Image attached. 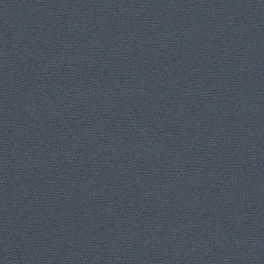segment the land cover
Segmentation results:
<instances>
[{"label":"water","instance_id":"obj_1","mask_svg":"<svg viewBox=\"0 0 264 264\" xmlns=\"http://www.w3.org/2000/svg\"><path fill=\"white\" fill-rule=\"evenodd\" d=\"M0 264H264V0H0Z\"/></svg>","mask_w":264,"mask_h":264}]
</instances>
